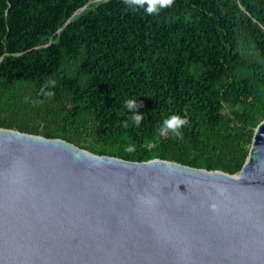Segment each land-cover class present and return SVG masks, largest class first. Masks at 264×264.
<instances>
[{
    "label": "trees",
    "instance_id": "obj_1",
    "mask_svg": "<svg viewBox=\"0 0 264 264\" xmlns=\"http://www.w3.org/2000/svg\"><path fill=\"white\" fill-rule=\"evenodd\" d=\"M172 113L189 122L161 136ZM263 119L264 0H0L2 127L234 174Z\"/></svg>",
    "mask_w": 264,
    "mask_h": 264
},
{
    "label": "water",
    "instance_id": "obj_2",
    "mask_svg": "<svg viewBox=\"0 0 264 264\" xmlns=\"http://www.w3.org/2000/svg\"><path fill=\"white\" fill-rule=\"evenodd\" d=\"M0 264H264V119L234 174L0 126Z\"/></svg>",
    "mask_w": 264,
    "mask_h": 264
},
{
    "label": "clouds",
    "instance_id": "obj_3",
    "mask_svg": "<svg viewBox=\"0 0 264 264\" xmlns=\"http://www.w3.org/2000/svg\"><path fill=\"white\" fill-rule=\"evenodd\" d=\"M174 0H126V4L129 9L143 10L148 14H160L162 10L169 8L173 5ZM55 83V81H51ZM48 95H52L51 91L48 92ZM125 105L128 109H139L138 99L136 97H130L125 100ZM143 114L141 111H135L130 114L131 122L134 125L139 126L141 124ZM189 122L188 118L179 113H172L166 116L162 122V125L158 129L159 134L163 136L165 133L171 131L176 135H182V126ZM128 121H125L127 124ZM134 145L128 146V151H133Z\"/></svg>",
    "mask_w": 264,
    "mask_h": 264
}]
</instances>
